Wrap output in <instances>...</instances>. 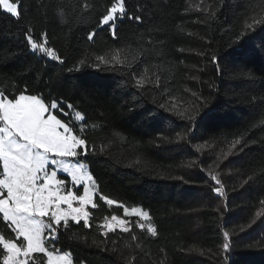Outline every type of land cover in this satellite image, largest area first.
Masks as SVG:
<instances>
[{"label":"trees","instance_id":"trees-1","mask_svg":"<svg viewBox=\"0 0 264 264\" xmlns=\"http://www.w3.org/2000/svg\"><path fill=\"white\" fill-rule=\"evenodd\" d=\"M113 2L0 10L1 94L62 102L56 115L91 152L81 158L97 189L88 224L60 223L45 247L85 264H264V0H123L115 37L99 27ZM122 206L147 210L155 235L135 216L127 231H103ZM0 235L20 242L2 213ZM45 261L34 252L28 262Z\"/></svg>","mask_w":264,"mask_h":264},{"label":"snow or ice","instance_id":"snow-or-ice-1","mask_svg":"<svg viewBox=\"0 0 264 264\" xmlns=\"http://www.w3.org/2000/svg\"><path fill=\"white\" fill-rule=\"evenodd\" d=\"M20 2L21 0H7V5L11 7L0 5V10L11 17L19 18ZM125 14L123 0H115L100 17L99 27L108 26L115 37V21L117 18L123 19ZM128 18L141 22L139 16ZM94 36L95 32L89 34V40L94 39ZM27 41L32 50H38L53 61L63 62L53 48L36 42L31 35L27 36ZM261 47L264 48V44H261ZM99 59L101 63L105 62L103 57ZM212 60L218 63L219 57L213 55ZM61 103L54 100L47 105L41 98L23 92L12 98L0 94V213H3L6 221L15 226L13 231L17 236H22L26 241V247H22L0 237V242L7 252L3 264H24L17 259L19 255L28 256L33 252L45 251L42 233L46 228L56 233L53 225L58 226L61 221L67 225L70 219L77 222L83 219L87 225L89 212L86 211V206L90 203L95 206V187L89 184L92 176L85 169V164L79 162L91 152L86 139L72 134V129L56 115V110L63 111ZM72 107L73 105L68 104V108ZM79 115L77 113L78 117ZM189 119L195 121L197 117L190 116ZM240 143V140H236L233 147ZM67 158L76 162H68ZM57 168L67 173L75 186L82 185V194L78 195L73 188L65 187V181L58 178ZM212 179L216 180V177ZM214 191L220 190L216 188ZM100 199H106L109 205L114 203L102 194ZM74 201L77 202V207H73ZM61 205L67 207L62 208ZM124 210L128 214L129 210ZM131 212L141 217L149 215L148 212L136 208ZM44 217H49L50 223L38 219ZM124 224V220H119L113 215L111 222L103 227L111 231L116 225L123 227ZM124 231H127V228H124ZM149 231L155 235L152 228H149ZM224 236L227 241L228 233L225 232ZM228 248L229 244L226 242L224 249L227 251ZM47 256L48 264H71L65 256L54 258L52 252H47Z\"/></svg>","mask_w":264,"mask_h":264},{"label":"rangeland","instance_id":"rangeland-1","mask_svg":"<svg viewBox=\"0 0 264 264\" xmlns=\"http://www.w3.org/2000/svg\"><path fill=\"white\" fill-rule=\"evenodd\" d=\"M114 3V2H113ZM0 5H5V6H7V7H11L10 5H7V0H0ZM36 52L38 51V50H35ZM39 52V51H38ZM0 94H1V92H0ZM24 94H26V93H24ZM26 95H29V94H26ZM39 97V96H38ZM40 98V97H39ZM51 104V103H50ZM49 104V105H50ZM48 105V104H47ZM77 113L78 112H76V111H74L73 113H72V115H71V119L73 120V122L74 123H76V125L78 126V128H81V126H82V124H81V122H82V120L83 119H81L80 117H82L81 116V114L79 115V117L77 116ZM59 118V117H58ZM60 119V118H59ZM62 120V119H61ZM62 122H64V123H66L70 128H71V125L69 124V123H67L65 120H62ZM72 129V128H71ZM72 134H74V135H77L76 133H74V131L72 130ZM79 136V135H78ZM67 160H68V162H71V163H75L76 161L75 160H73L72 158H67ZM80 163H84L85 164V169L89 172V169H88V165L86 164V162L85 161H82L81 159H80V161H79ZM57 170V172H58V178L59 179H62V180H64L65 181V187L66 188H73L74 189V191H75V193L76 194H82V192H83V187H82V185L81 186H79V187H77V186H75L74 185V183L71 181V177L67 174V173H64L63 171H62V169H56ZM89 175H90V173H89ZM89 184H90V186H93V187H95V192L93 193V202H94V199H95V195L97 194V189H96V185H95V183H94V181H93V178H92V180L91 181H89ZM219 192L222 194L223 192H224V187L223 186H220L219 187ZM105 202H106V199L104 200ZM107 203V202H106ZM95 204V203H94ZM112 205H116V206H120V204L119 203H116L115 201H114V203L112 204ZM78 206V204H77V202H73V207H77ZM61 207L62 208H66L67 207V205H61ZM95 206H93V204L92 203H90L89 205H87L86 206V211H90L89 209L90 208H94ZM125 208H127L128 210H129V212H128V214H126L125 213ZM133 208H136V209H138L139 211H143V212H147V210H145V209H143L142 207H139V206H134V207H123L122 206V212H123V216H124V218L123 217H118V216H116L119 220H124L125 221V224H124V226L123 227H120L119 225H116L115 227H113V229L112 230H114L115 228H117V229H122V230H124V228H127L128 229V226H129V218L130 217H132V216H135L136 217V220H137V222H138V225L141 227V225H143V227H145L147 230H149V228H152L153 229V227H152V224L150 223V216H147V217H141V216H138V215H136V214H134V213H132L131 212V210L133 209ZM89 214H90V212H89ZM2 215H3V213H2ZM4 217V216H3ZM38 219H41L44 223H50V219H49V217H44V218H38ZM71 220V219H70ZM69 220V221H70ZM88 220H89V217H88ZM81 221H84L83 219H81ZM9 222V224H10V226H11V228L12 229H14L15 228V226L14 225H11V222L10 221H8ZM63 221H61V223H62ZM109 222H111V217L110 218H108V219H106V220H104L103 221V223H102V226L103 225H105L106 223H109ZM64 223V222H63ZM53 227L54 228H56L57 227V225H53ZM103 231H110V230H108L107 228H105V227H103ZM15 234H16V232H15ZM56 235H57V233H53V232H51L49 229H45L44 230V232L42 233V240H43V247H44V249H45V251H43V252H45V254H46V264H48V259H49V257L47 256V252H52L53 253V257L54 258H58V257H60V256H65V258L67 259V260H69L70 262H71V264H85V263H75L74 261H72L71 260V256H70V254H69V252H63V251H59V250H57V251H52V250H50V249H48V248H46L45 247V245H44V241L46 240V239H51L52 241L55 239V237H56ZM0 237H2L3 238V240H6L3 236H1L0 235ZM19 238H20V242H18V243H16L15 241H14V243H16L18 246H22V247H26V241H24L23 240V237L22 236H18ZM13 242V241H12ZM0 244L2 245V247H3V243L2 242H0ZM4 248V247H3ZM37 252H40V251H37ZM34 253V252H33ZM33 253H30L28 256H24L23 254H21V255H19L18 257H17V259L19 260V261H22V262H24V264H29V258L31 257V255L33 254ZM7 255V252H6V250H5V256ZM4 256V257H5ZM4 260V259H3ZM87 264V263H86Z\"/></svg>","mask_w":264,"mask_h":264}]
</instances>
